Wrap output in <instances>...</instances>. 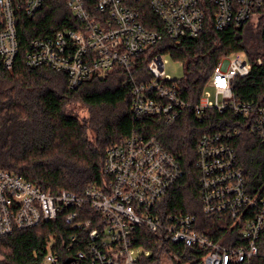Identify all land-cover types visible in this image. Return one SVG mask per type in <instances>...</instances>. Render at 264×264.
Segmentation results:
<instances>
[{
	"label": "built area",
	"instance_id": "built-area-1",
	"mask_svg": "<svg viewBox=\"0 0 264 264\" xmlns=\"http://www.w3.org/2000/svg\"><path fill=\"white\" fill-rule=\"evenodd\" d=\"M43 4L44 0H0V70L15 66L23 19L35 18ZM66 4L76 26L32 39L25 56L28 67L66 76L71 90L94 76L123 69L133 76L131 112L136 120L162 118L169 126L187 110H193L200 123L208 111L240 117L212 123L197 148L202 213L222 218V242L198 232L195 216L169 213L165 198L184 171L155 137L140 135L108 150L104 179L80 196L43 192L0 168V239L63 215L64 224L75 232L67 248L69 264H144L154 251L169 264H264V189H249L233 146L244 130L264 143V103L236 98L237 81L252 72L248 57L239 53L221 58L207 87L215 91V100L204 91L196 106L179 97V87L166 75L165 56L155 55L140 67V58L164 37L197 38L211 4L218 32L240 30L250 23L264 26V0H66ZM147 9L162 31L145 24L142 11ZM140 229L158 238L149 243L151 249L140 246L145 241ZM59 262L52 241L43 264Z\"/></svg>",
	"mask_w": 264,
	"mask_h": 264
},
{
	"label": "trees",
	"instance_id": "trees-1",
	"mask_svg": "<svg viewBox=\"0 0 264 264\" xmlns=\"http://www.w3.org/2000/svg\"><path fill=\"white\" fill-rule=\"evenodd\" d=\"M212 7L211 4V10L205 11V28L197 38L175 41L164 37L140 58V67H146L155 55L170 56L182 63L185 77L175 80L179 97L196 106L220 59L243 53L252 64V72L237 81L236 98L263 104L264 26L250 23L240 30L218 32ZM142 15L148 27L162 31L152 12L147 9ZM76 24L66 0H44L35 18L23 19L18 32L21 54L12 70H0V168L37 185L43 192L55 195L67 191L80 196L90 185L104 179L108 150L137 135L155 137L184 171V177L165 198L169 213L195 216L198 232L222 242V218L202 213L197 148L212 123L222 119L240 121V117L232 114L221 117L208 111L206 121L200 123L194 111L187 110L169 126L162 118L136 120L131 112L133 76L123 69L94 76L71 90L66 76L26 65L25 56L32 39ZM145 77L150 79L146 74ZM75 104L87 108L89 117L80 119L73 112ZM233 146L249 189L252 192L264 189V143L244 130ZM74 233L64 224L63 215L33 230L16 232L0 239V264H43L52 241L60 256L59 264H69L67 248ZM139 233L145 238L140 243L145 249H151L149 243L158 242L147 229H140ZM156 254L154 251L143 263L159 264Z\"/></svg>",
	"mask_w": 264,
	"mask_h": 264
},
{
	"label": "rangeland",
	"instance_id": "rangeland-1",
	"mask_svg": "<svg viewBox=\"0 0 264 264\" xmlns=\"http://www.w3.org/2000/svg\"><path fill=\"white\" fill-rule=\"evenodd\" d=\"M165 72L166 75L172 80H182L185 77V69L182 63L175 61L170 56H165ZM206 94L210 95L211 100H215V91L212 88L205 90ZM73 112L79 116L80 119H86L89 117V111L81 104H75L72 106ZM159 264H169L167 259L164 257L161 259Z\"/></svg>",
	"mask_w": 264,
	"mask_h": 264
}]
</instances>
